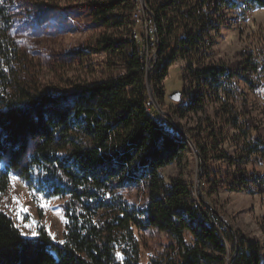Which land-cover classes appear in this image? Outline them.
Returning a JSON list of instances; mask_svg holds the SVG:
<instances>
[{"label":"trees","instance_id":"16d2710c","mask_svg":"<svg viewBox=\"0 0 264 264\" xmlns=\"http://www.w3.org/2000/svg\"><path fill=\"white\" fill-rule=\"evenodd\" d=\"M38 1L0 0V196L15 176L37 205L42 199L63 200L64 243L41 224L35 237L25 238L0 211V264H139L134 231L150 230L169 239L167 251L150 264H226L223 233L204 225L200 210L207 207L194 201L182 178L166 185L159 171L180 161L188 148L175 118L184 120L211 106L212 115L185 136L200 157L201 184L209 194L242 192L264 199L262 125L243 100V115L231 111L236 99L231 91L240 83L264 96V40L226 66L211 59L228 13L264 9V0L91 3L88 16L102 31L69 56L85 70L97 69L77 85L69 81L62 91L40 87L31 56L34 43L19 36L20 30L42 37L46 23ZM139 9L154 25L149 69L131 37L132 16ZM92 55H102V63L94 66L88 60ZM178 62L184 66V101L167 106L163 80ZM150 96L168 109L166 120ZM228 141L233 154L224 148ZM133 187L143 191L141 205L122 195ZM259 229L264 235V217ZM229 237L231 264L264 263V244L239 232Z\"/></svg>","mask_w":264,"mask_h":264},{"label":"rangeland","instance_id":"374dc122","mask_svg":"<svg viewBox=\"0 0 264 264\" xmlns=\"http://www.w3.org/2000/svg\"><path fill=\"white\" fill-rule=\"evenodd\" d=\"M103 0H39L38 12L43 13L42 22L46 23L42 37L34 38L19 30V36L28 44L34 43L31 56L34 66H38L39 85L44 90L62 91L68 89L72 83L79 84L89 79L90 71L85 70L84 65L78 59L70 57L69 54L84 49L101 33L102 29L91 22L87 8L91 3ZM141 5L142 2L140 1ZM21 10L25 8L20 7ZM24 12V11H23ZM264 40V9H253L243 12L236 8L228 13L225 28L216 37L211 51V59L218 66H226L238 60L241 52H253ZM32 51H28V53ZM102 55H92L88 60L94 66L100 65L103 61ZM183 64L178 62L168 71L163 80L164 102L167 106L176 103L171 100L174 92H181ZM149 80V76H148ZM161 84V83H160ZM152 95V89L150 88ZM235 95V102L232 104V114L243 115L241 100L245 101L251 116L261 123L260 135L264 138V96L258 91H250L242 83L234 86L231 91ZM231 95V94H230ZM153 98V97H152ZM233 99V98H232ZM181 100L182 99L181 96ZM180 100V101H181ZM153 102V101H152ZM160 118L167 119V108H159L153 102ZM212 115L211 106H207L203 112L195 116H187L184 120L175 118V124H179L180 132L188 136L189 130L194 124L202 121L206 116ZM232 132H229L231 137ZM187 150L183 158L168 167L159 171L160 176L166 185L174 178H182L193 191V199L196 203L204 205L212 211L224 227L223 240L227 248V261L230 264L234 241L229 236L236 232L241 233L249 239H255L264 244V235L259 229V224L264 217V199L257 195H248L242 192L220 191L209 194L201 179L200 161L193 151L195 147L190 141H186ZM192 145V146H191ZM227 152L233 154L234 147L230 141L224 146ZM13 176H10V178ZM15 177V176H14ZM204 189V190H203ZM126 201L136 206L141 205L144 194L138 187L128 188L123 191ZM13 196L17 197L20 205L28 211L24 213V219L17 218V204L12 202ZM63 200L49 199L41 200L39 205L34 203L25 185L16 177L15 181L9 179L7 190L0 196V211L12 219L16 227L25 238H33L32 232L37 231L38 224L46 229L47 233L55 241H60L65 229V220L61 212ZM42 211V218L39 219V211ZM28 224L29 227H25ZM139 245V264H150L151 259L163 255L169 243V239L163 233L155 230L138 233L134 231ZM189 239V238H187ZM264 264V263H263Z\"/></svg>","mask_w":264,"mask_h":264},{"label":"built area","instance_id":"2783aa9c","mask_svg":"<svg viewBox=\"0 0 264 264\" xmlns=\"http://www.w3.org/2000/svg\"><path fill=\"white\" fill-rule=\"evenodd\" d=\"M141 5V4H140ZM132 22L134 24L131 37L135 40L137 51L140 56L144 60V65L147 69H149L150 63L155 57V49H156V38L154 35V25L151 19L143 14L141 9L137 10L132 16ZM175 128V127H173ZM171 129L172 135H179L178 131L175 129ZM206 210V211H205ZM201 209L200 211L205 214V223L206 227H214L219 232H223L224 227L219 222L218 217L209 209Z\"/></svg>","mask_w":264,"mask_h":264},{"label":"snow or ice","instance_id":"6c2138e0","mask_svg":"<svg viewBox=\"0 0 264 264\" xmlns=\"http://www.w3.org/2000/svg\"><path fill=\"white\" fill-rule=\"evenodd\" d=\"M10 180L11 181H15L16 180V177L13 176V177L10 178ZM12 202L14 204H17V206H18L17 209H16L17 218L20 219V220H23L24 219V215L23 214L26 213L28 211V209L26 207L20 205L19 199L17 197H15V196H13ZM25 227L27 228V227H29V225L28 224H25ZM21 234L23 235L24 233H21ZM36 235H37V233L32 232V236L33 237H35ZM52 239L55 240V236L54 235H52ZM59 243L63 244L64 241H59Z\"/></svg>","mask_w":264,"mask_h":264},{"label":"water","instance_id":"95a60500","mask_svg":"<svg viewBox=\"0 0 264 264\" xmlns=\"http://www.w3.org/2000/svg\"><path fill=\"white\" fill-rule=\"evenodd\" d=\"M149 93H150V90H149ZM150 98H151V100L154 102V99L152 98V96H150ZM171 100L173 101V102H176V103H178L180 100H181V92L180 91H178V92H174L172 95H171ZM159 111V110H158ZM182 136H184V135H182ZM184 138H185V140L186 141H189L188 140V138H186L185 136H184ZM192 146V145H191ZM193 151H194V153L196 154V156H197V159L200 161V157H199V155L197 154V152H196V150H194V148H193ZM201 166V165H200ZM200 168V171H201V167H199ZM230 264H231V262H230Z\"/></svg>","mask_w":264,"mask_h":264}]
</instances>
